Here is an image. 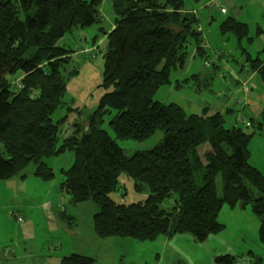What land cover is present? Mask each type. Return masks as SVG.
<instances>
[{
  "label": "trees",
  "instance_id": "obj_1",
  "mask_svg": "<svg viewBox=\"0 0 264 264\" xmlns=\"http://www.w3.org/2000/svg\"><path fill=\"white\" fill-rule=\"evenodd\" d=\"M111 1L114 18L102 53L104 93L86 120L87 128H74L59 138L51 114L60 103L61 69L71 52L63 39L75 27L101 21V0H0V179L12 177L29 163L34 175L49 179L53 173L44 158L72 150L74 159L62 170L61 188L65 193L69 185L70 202L90 200L97 206L92 223L100 237L143 241L185 231L203 241L221 230L218 213L223 203L234 207L240 201L251 203L264 244V175L249 163L247 148L256 130L264 132V106L258 119H249L247 132L238 125L225 128L224 115L218 111L208 113L204 108L201 114H186L175 103L153 101L152 94L169 83L170 70L183 66L191 41L196 53L206 57L198 17L184 8L183 0ZM219 11L223 14L225 8ZM219 29L238 38L247 33L246 24L230 16ZM261 62L264 58L256 57L249 66L264 79ZM16 73L19 77L10 79ZM111 111L114 137L97 124L104 112ZM156 130L162 131L160 141L130 156L117 143L118 138L142 142ZM202 144L208 147L200 150ZM120 173L146 185L148 196L116 203L110 193L119 190ZM218 174L222 195L215 183ZM167 197L172 206L161 208ZM215 259L217 264H233L235 257L227 253ZM92 261L71 253L61 257L60 264Z\"/></svg>",
  "mask_w": 264,
  "mask_h": 264
},
{
  "label": "rangeland",
  "instance_id": "obj_2",
  "mask_svg": "<svg viewBox=\"0 0 264 264\" xmlns=\"http://www.w3.org/2000/svg\"><path fill=\"white\" fill-rule=\"evenodd\" d=\"M183 2L184 8L194 10L198 17L196 26L206 57L196 53V44L191 41L183 66L170 70L169 83L161 85L152 100L175 103L186 114H201L204 108L208 113L218 111L224 115L225 128L238 125L249 132L244 122L253 116L258 119L253 98L264 92V81L249 66L256 57L264 58V0ZM219 7L225 8L223 14ZM98 9L99 23L75 27L63 39L71 52L61 69L64 88L60 103L51 114L58 123L59 138L69 136L74 128L86 129V120L98 108L104 93L102 53L114 18L112 1L101 0ZM228 16L246 24V36L238 38L232 32L220 31L221 22ZM217 52L221 54L217 56ZM261 65L264 69V62ZM249 90L252 95L247 98L245 91ZM113 114L104 112L97 122L110 137H114L109 125ZM161 138L162 131L156 130L142 142L118 138L117 143L130 156L137 150L150 149ZM206 147L202 144L199 149ZM247 148L249 163L264 175V135L256 130ZM73 159L72 150L44 158L53 173L49 179L34 175L32 163L12 177L0 179V264H60L61 257L71 253L92 257L91 264H217L215 258L227 253L235 257L233 264H264L259 218L250 202L237 201L231 207L225 201L218 213L221 230L203 241L185 231L143 241L130 236H98L92 223L97 206L90 200L72 203L61 188L62 170ZM215 183L222 195L221 174L215 177ZM117 187L119 190L111 192L110 197L120 204L143 201L149 194L146 185L123 173L118 175ZM250 190L254 196L256 190ZM172 204L167 197L160 207L168 209Z\"/></svg>",
  "mask_w": 264,
  "mask_h": 264
},
{
  "label": "crops",
  "instance_id": "obj_3",
  "mask_svg": "<svg viewBox=\"0 0 264 264\" xmlns=\"http://www.w3.org/2000/svg\"><path fill=\"white\" fill-rule=\"evenodd\" d=\"M204 50H205V48H204ZM221 53V52H220ZM220 53H217L216 55L217 56H219L220 55ZM205 54H206V52H205ZM253 73H255L256 71H254V70H251ZM17 77H19V75L17 76ZM263 81H264V79H262ZM253 88V87H252ZM255 88V87H254ZM253 88V89H254ZM245 95L247 96V98H249V96H251L252 95V92L249 90V91H245ZM253 102L255 103V109H256V113H255V115L257 114L258 116H259V114H260V111H261V109H262V107L264 106V92L262 91L259 95H257L256 97H254L253 98ZM226 110H228V109H226ZM253 116V115H252ZM253 117H256V116H253ZM260 133H262V135H264V132L263 131H261ZM257 134H259V133H257Z\"/></svg>",
  "mask_w": 264,
  "mask_h": 264
},
{
  "label": "built area",
  "instance_id": "obj_4",
  "mask_svg": "<svg viewBox=\"0 0 264 264\" xmlns=\"http://www.w3.org/2000/svg\"><path fill=\"white\" fill-rule=\"evenodd\" d=\"M244 124H245V126H250L251 125L249 120H246L244 122ZM16 220H17V222H20L21 221V217L20 216H17V219Z\"/></svg>",
  "mask_w": 264,
  "mask_h": 264
},
{
  "label": "bare ground",
  "instance_id": "obj_5",
  "mask_svg": "<svg viewBox=\"0 0 264 264\" xmlns=\"http://www.w3.org/2000/svg\"><path fill=\"white\" fill-rule=\"evenodd\" d=\"M16 86H14V87H16V88H21L22 87V85L21 84H15ZM58 131H59V127H58ZM57 136H58V132H57Z\"/></svg>",
  "mask_w": 264,
  "mask_h": 264
},
{
  "label": "water",
  "instance_id": "obj_6",
  "mask_svg": "<svg viewBox=\"0 0 264 264\" xmlns=\"http://www.w3.org/2000/svg\"><path fill=\"white\" fill-rule=\"evenodd\" d=\"M68 186H69V185H68V184H66V185H65V187H64V188H65V193H66V194H68V189H67V188H68Z\"/></svg>",
  "mask_w": 264,
  "mask_h": 264
}]
</instances>
